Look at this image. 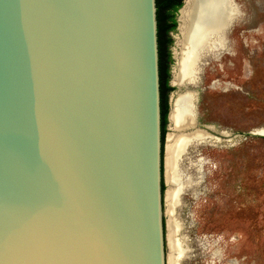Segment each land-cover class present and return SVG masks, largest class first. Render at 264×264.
Wrapping results in <instances>:
<instances>
[{"label":"water","instance_id":"water-1","mask_svg":"<svg viewBox=\"0 0 264 264\" xmlns=\"http://www.w3.org/2000/svg\"><path fill=\"white\" fill-rule=\"evenodd\" d=\"M161 183L155 0H0V264H167Z\"/></svg>","mask_w":264,"mask_h":264},{"label":"rangeland","instance_id":"rangeland-1","mask_svg":"<svg viewBox=\"0 0 264 264\" xmlns=\"http://www.w3.org/2000/svg\"><path fill=\"white\" fill-rule=\"evenodd\" d=\"M234 3L236 19L194 80L173 86V100L178 93L193 95L194 127L180 133L201 134L190 140L184 162L174 165L178 178L177 166L185 162L196 172L186 211L199 249L192 250L182 231V196L176 202L165 196L166 253L173 264H264V0ZM172 34L176 53L181 37L178 29ZM171 128L169 122L166 142ZM167 175L165 166L166 191L176 190Z\"/></svg>","mask_w":264,"mask_h":264},{"label":"bare ground","instance_id":"bare-ground-1","mask_svg":"<svg viewBox=\"0 0 264 264\" xmlns=\"http://www.w3.org/2000/svg\"><path fill=\"white\" fill-rule=\"evenodd\" d=\"M237 15L238 10L234 0H184L178 24L181 39L173 68V82L176 85L182 86L194 80L200 63L218 45ZM192 101L191 92L178 93L171 101L169 119L173 132L166 142L165 162L168 168L167 180L176 185V190H167L165 196L167 200L174 202L178 200V193L179 197L182 196L186 204L183 202L181 206H177L185 221L182 231L189 235L190 239L187 242L193 246L192 250L198 251L199 241L192 237L194 225L186 211L187 206L194 199V187L197 185L196 172L191 165L188 166L187 162L177 166L179 178L174 172L177 160L184 162L182 156L190 140L193 137H201L198 131L187 135L180 133L194 127ZM196 256L197 254L193 255V257ZM167 264H173V262L170 261Z\"/></svg>","mask_w":264,"mask_h":264},{"label":"flooded vegetation","instance_id":"flooded-vegetation-1","mask_svg":"<svg viewBox=\"0 0 264 264\" xmlns=\"http://www.w3.org/2000/svg\"><path fill=\"white\" fill-rule=\"evenodd\" d=\"M180 8V7H179ZM178 8V9H179ZM178 9L174 12L173 18L175 20L174 29H166L164 32V41L162 49V63H163V75H162V83H161V97H160V130H161V154H162V192L163 195L166 190V180H165V154H166V130L167 126L170 122L169 116L171 111V101L172 97H174V88L176 84L173 82V68L176 62V53L172 50V44L174 43L173 31L178 29ZM170 20L168 19L167 22ZM177 86V85H176ZM172 129V128H171ZM256 131V130H255ZM255 131H252V134H257ZM260 135V134H258ZM262 136V135H261ZM165 165V166H164ZM166 195V193H165Z\"/></svg>","mask_w":264,"mask_h":264},{"label":"trees","instance_id":"trees-1","mask_svg":"<svg viewBox=\"0 0 264 264\" xmlns=\"http://www.w3.org/2000/svg\"><path fill=\"white\" fill-rule=\"evenodd\" d=\"M156 3V21H157V45H158V66H159V90L163 75L162 49L164 41V32L166 29H174V12L182 5V0H155ZM170 20L167 22V20ZM161 97V92H160Z\"/></svg>","mask_w":264,"mask_h":264}]
</instances>
